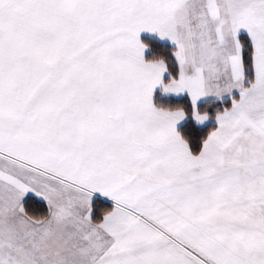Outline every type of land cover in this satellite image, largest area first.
Returning a JSON list of instances; mask_svg holds the SVG:
<instances>
[{"label":"snow or ice","instance_id":"6c2138e0","mask_svg":"<svg viewBox=\"0 0 264 264\" xmlns=\"http://www.w3.org/2000/svg\"><path fill=\"white\" fill-rule=\"evenodd\" d=\"M0 264H264V0H0Z\"/></svg>","mask_w":264,"mask_h":264},{"label":"trees","instance_id":"16d2710c","mask_svg":"<svg viewBox=\"0 0 264 264\" xmlns=\"http://www.w3.org/2000/svg\"><path fill=\"white\" fill-rule=\"evenodd\" d=\"M144 37H145L146 39H148V38H150V35H144ZM149 42H151V41H149Z\"/></svg>","mask_w":264,"mask_h":264},{"label":"crops","instance_id":"0c3cea01","mask_svg":"<svg viewBox=\"0 0 264 264\" xmlns=\"http://www.w3.org/2000/svg\"><path fill=\"white\" fill-rule=\"evenodd\" d=\"M144 35H150L151 36V34H149V33H145Z\"/></svg>","mask_w":264,"mask_h":264}]
</instances>
